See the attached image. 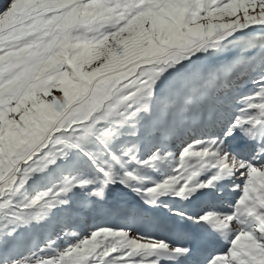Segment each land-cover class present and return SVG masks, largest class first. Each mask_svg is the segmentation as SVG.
<instances>
[{
  "label": "snow or ice",
  "instance_id": "snow-or-ice-1",
  "mask_svg": "<svg viewBox=\"0 0 264 264\" xmlns=\"http://www.w3.org/2000/svg\"><path fill=\"white\" fill-rule=\"evenodd\" d=\"M0 264H264V0H0Z\"/></svg>",
  "mask_w": 264,
  "mask_h": 264
}]
</instances>
